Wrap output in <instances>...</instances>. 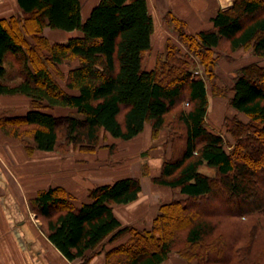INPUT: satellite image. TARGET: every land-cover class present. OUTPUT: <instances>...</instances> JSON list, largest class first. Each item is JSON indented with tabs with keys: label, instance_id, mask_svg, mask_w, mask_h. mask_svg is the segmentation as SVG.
<instances>
[{
	"label": "trees",
	"instance_id": "16d2710c",
	"mask_svg": "<svg viewBox=\"0 0 264 264\" xmlns=\"http://www.w3.org/2000/svg\"><path fill=\"white\" fill-rule=\"evenodd\" d=\"M18 3L22 16L0 19V95L27 105L0 115V131L28 157L72 148L106 166L96 153L114 157L112 141L134 151L147 127L151 140L170 128V153L151 177L170 197L150 226L124 225L116 215L140 199L139 176L113 174L81 194L51 186L28 199L62 256L80 264L102 253L106 264H163L172 256L185 264H264V0H234L197 33L167 11L162 20L177 43L167 38L151 68L145 60L161 28L148 0H99L85 19L81 0ZM47 29L75 34L53 42ZM222 62L231 66L229 88L220 84ZM211 98L233 111L223 118L225 132L208 127Z\"/></svg>",
	"mask_w": 264,
	"mask_h": 264
},
{
	"label": "crops",
	"instance_id": "0c3cea01",
	"mask_svg": "<svg viewBox=\"0 0 264 264\" xmlns=\"http://www.w3.org/2000/svg\"><path fill=\"white\" fill-rule=\"evenodd\" d=\"M81 2L82 16L85 19L99 0H81ZM148 4L160 28H162L163 17L167 11L172 10L179 18L187 21L191 32L197 33L204 28H211V18L219 9L232 7L234 0H148ZM18 16H22L18 0H0V19L9 20L11 17ZM69 34L65 35L64 31L57 30L53 36L50 34L47 36L51 41L64 42L69 39ZM26 105L27 100L24 97L0 95V115L10 109H20ZM47 154L51 153L37 151L30 158L20 143L11 141L0 131V264L81 263L78 260L71 262L65 259L48 240L46 244L41 243L37 236L42 234L40 227L36 225V231L30 221L32 211L29 208L28 199L38 190L61 186L76 194L85 188L84 179L90 178L89 175L80 172H71L69 164L64 165L56 159L48 160ZM112 179L109 178L106 182H111ZM141 184L142 197L145 193L142 179ZM147 187L148 191H152L149 183ZM153 190L156 191V189ZM140 199L124 207L130 210L128 215L116 210L117 217L124 225H133V215H137L142 210L138 208V203L145 201ZM90 264H106L104 253L95 256ZM163 264H185V262L172 256Z\"/></svg>",
	"mask_w": 264,
	"mask_h": 264
},
{
	"label": "rangeland",
	"instance_id": "374dc122",
	"mask_svg": "<svg viewBox=\"0 0 264 264\" xmlns=\"http://www.w3.org/2000/svg\"><path fill=\"white\" fill-rule=\"evenodd\" d=\"M57 32V31H56ZM53 31H50L48 29V31L45 32V34L49 36L52 35L53 33H56ZM159 35H156L154 38V45H153V49L151 51L150 54H148L146 56V60H145V64L147 68H151L155 62V57L156 54H159L163 51L164 48V42L167 38H171L173 41H175L177 43V36L176 33H174L173 31L169 30L165 23L162 22V28L160 30ZM59 33V32H58ZM61 33V32H60ZM64 34L66 35L67 33L64 32ZM75 33H70L69 37L74 36ZM56 42V41H53ZM237 56H241L243 59H246V61L249 60H254L255 58H253V56L249 53V52H244V50H240L239 52H237L236 54ZM13 69L7 68V73H6V77H9L10 79L7 80H11L13 78H15V74L17 73V70L12 67ZM64 71L68 70L67 66H62L61 67ZM231 68L230 65L227 66H223V62L221 63V68L218 69V74L220 77V84L221 85H225L228 88L231 87L232 85V77L233 75L231 73H229V69ZM195 73H200L201 75H204L203 72V68L202 66L196 61L195 67H194ZM218 100L216 102V104L214 105L215 101ZM211 101L213 102V106L211 107L210 111H209V115H208V127L212 130H214L215 132H225V127L223 125V118L226 115H230L232 116L233 111L230 109V107L228 106V103L226 100L222 99V98H211ZM24 108H18V111H12V109H10L9 111L11 112H15V113H20L23 112ZM219 110V111H218ZM217 113H216V112ZM169 119H173V117H169ZM145 136L147 137L146 140H143V142H140V147L136 148L134 151H132L134 148L131 147V143H124L121 141H112V143H116L119 147V153L116 154L114 157H110V155L107 154V150L105 149H100L96 154L102 158L104 160V162H106V166L102 165V164H98V162H94V160L92 159V157L90 158H85V156L88 155H84L81 154L79 152H77L76 150H73L72 148H70V150L68 151L67 154H60V153H56L53 152L51 154H47L48 155V160H59L60 163H63L64 165L69 164L71 166V172L75 171V172H80L83 173L84 175H89L90 178L89 179H84V189L81 190V193L85 192L90 186L94 185V184H101L107 181V179H109L110 176V172L111 174H118V175H133V176H139L140 179H142L144 181V186H145V193H143V196L141 197L140 200H145L143 203H138V208L142 209L138 212V214H134L132 217V223L135 226H140V221L145 222V224L147 226H150L152 223V219L154 217V214H156L157 210H158V206L161 202H163V200L167 199L170 197V193L169 194H165L166 192H157L154 191V186L151 183V177L155 176L158 174L159 169H160V164H161V160L163 158V156L168 155L169 149H170V142H169V134H170V128L169 127H165L163 130H161V132L158 134L157 138L154 140H151L150 138V134H151V129L150 127H147V130L145 131ZM227 135V134H226ZM228 138H230L229 135H227ZM233 141V140H232ZM110 140L106 141L105 144L109 143ZM261 151L264 152V144L260 143V147ZM134 152V153H131ZM262 153V152H260ZM245 153L243 152V155ZM249 154V155H248ZM246 155L251 157L250 152H246ZM113 158V160H112ZM88 160V161H86ZM148 164L149 165V169L151 167V169L147 170L148 172L151 171L150 175L145 174L147 171L144 168V164ZM100 165V166H99ZM111 166H116L115 169L117 170L116 172H113L111 169H113ZM61 169V168H60ZM62 172V170H60ZM201 171L213 176L215 174V171L213 169H210L206 166H203L201 168ZM60 172L61 176H63V174ZM81 175V174H80ZM148 175V176H147ZM98 176V177H96ZM81 177V176H79ZM150 185L152 191H148V187L147 185ZM88 184V185H86ZM150 190V189H149ZM80 193V194H81ZM159 195V196H158ZM158 197V198H157ZM153 200V201H152ZM209 206V205H208ZM207 206V207H208ZM210 208H215V206L210 205ZM117 212L123 214V213H127V215L129 214L130 210L126 209L124 207L117 209ZM126 215V216H127ZM30 220L31 223L33 224V226L35 227L36 231V225H38L40 227L41 222L38 219V217L32 212V214H30ZM29 220V219H28ZM35 222L37 224H35ZM141 228L143 226H140ZM38 233V232H37ZM38 238H40V240L42 241L41 243L46 244L47 243V239L46 236L42 233L41 235H37ZM105 248L108 247L107 244H105L104 246ZM103 249V248H102ZM100 250V248H99Z\"/></svg>",
	"mask_w": 264,
	"mask_h": 264
}]
</instances>
